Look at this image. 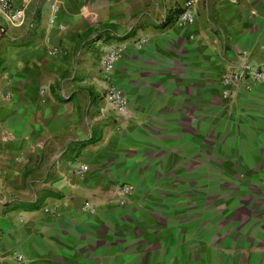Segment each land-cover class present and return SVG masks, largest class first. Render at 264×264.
Returning <instances> with one entry per match:
<instances>
[{
	"label": "crops",
	"instance_id": "crops-1",
	"mask_svg": "<svg viewBox=\"0 0 264 264\" xmlns=\"http://www.w3.org/2000/svg\"><path fill=\"white\" fill-rule=\"evenodd\" d=\"M183 1L12 0L23 23L0 15V264H264V83L220 84L264 66V0H194L178 25Z\"/></svg>",
	"mask_w": 264,
	"mask_h": 264
},
{
	"label": "built area",
	"instance_id": "built-area-1",
	"mask_svg": "<svg viewBox=\"0 0 264 264\" xmlns=\"http://www.w3.org/2000/svg\"><path fill=\"white\" fill-rule=\"evenodd\" d=\"M194 0H184L182 3L181 10L177 16L176 24L183 25L191 23L193 20L192 6ZM54 11V6L52 7ZM0 15L12 25H20L24 21V8L23 6H14L12 0H0ZM31 26V24H28ZM146 41L145 38H139L136 41L139 47ZM121 46L107 47L103 50L99 56L100 69L104 73H108L114 66L120 52L122 51ZM242 83L245 89H251V87L258 83H264V66L258 69L250 70L247 72H232L226 74L220 79V84L223 89L221 94L226 96L229 95V91L226 89L232 84ZM104 96L107 100L108 106L116 112L119 116H125L126 113V100L120 89L112 84L107 83L105 86ZM78 171L83 173L86 171V165L84 163H79ZM119 189L117 191L119 196H122L119 203H124V199L131 194L132 187L129 184L121 183L119 184ZM17 259L21 257L16 256Z\"/></svg>",
	"mask_w": 264,
	"mask_h": 264
},
{
	"label": "rangeland",
	"instance_id": "rangeland-1",
	"mask_svg": "<svg viewBox=\"0 0 264 264\" xmlns=\"http://www.w3.org/2000/svg\"><path fill=\"white\" fill-rule=\"evenodd\" d=\"M103 74H106V73H104V72H102ZM116 115H118L116 112H114ZM119 116V115H118ZM79 163H84L85 165L87 164V161H86V159H85V157H82V158H80V161L78 162L77 160H74V161H71V169H70V171L72 172V173H77V174H82V173H80L79 171H78V165H79ZM119 184H117V185H115L114 187H113V198H112V200L114 201V202H117V203H119V200H120V198L122 197V196H119L118 195V193H117V191H118V189H119ZM125 200H126V198L124 199V202H125Z\"/></svg>",
	"mask_w": 264,
	"mask_h": 264
},
{
	"label": "trees",
	"instance_id": "trees-1",
	"mask_svg": "<svg viewBox=\"0 0 264 264\" xmlns=\"http://www.w3.org/2000/svg\"><path fill=\"white\" fill-rule=\"evenodd\" d=\"M169 20V18L166 20H164V24L167 22ZM107 28L106 27H103V28H101V30H106ZM91 29H87L86 30V32H84V35H86L89 31H90ZM130 33H126V35H124L125 37L126 36H128ZM119 39H121V37H118ZM122 38H124V37H122ZM94 141H93V139L90 137V138H88V139H86V140H83V141H79L78 142V144L80 145V147H83V146H85L86 144H91V143H93Z\"/></svg>",
	"mask_w": 264,
	"mask_h": 264
}]
</instances>
